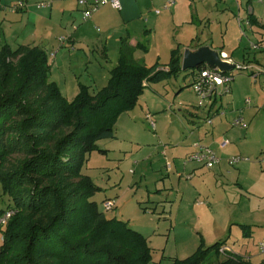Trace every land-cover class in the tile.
<instances>
[{
	"label": "rangeland",
	"instance_id": "1",
	"mask_svg": "<svg viewBox=\"0 0 264 264\" xmlns=\"http://www.w3.org/2000/svg\"><path fill=\"white\" fill-rule=\"evenodd\" d=\"M42 1L50 0H0V38H4V34H14L16 29L26 23L23 27L25 35L36 29L44 33L49 21L45 15H39L48 12L38 7ZM231 1L194 0V5L209 13L211 21L215 23H209L207 27L196 23L195 30L165 24L158 29L155 42L151 36H144L147 50L144 59L139 61L148 67L158 64L159 68L168 70L171 51L179 47L176 44L182 43L190 49L200 40L204 43L205 37L212 39L210 43L218 46V51L223 49L219 45L225 40L226 24L220 25V20L226 10H230L227 8L229 5L236 7V0ZM241 2L242 10L252 6L256 16L263 14L259 0H251L250 4L247 0ZM20 3L26 11H16L15 7ZM69 4L75 5L72 0ZM106 6H101L94 14ZM60 15L54 16L53 20L57 23L49 28L48 37L53 36L54 40L68 35L73 20L71 13H68L64 22L56 26L60 22ZM74 15L76 20H80L81 14L77 12ZM10 23H13L11 27ZM97 31L92 36L96 37ZM240 31L242 35L228 37L232 43L226 44L224 49L236 64L249 68L224 72L225 76L232 78L227 82L229 91H224L225 87L220 86L212 96L199 93L195 87L199 68L181 67L160 80H149L137 105L119 116L115 135L98 140V149L90 153L84 163L83 172L91 176L98 186L92 199L107 218L128 222L132 228L143 233L152 248L151 264H175L176 259L191 256L200 245H211L219 240H226L227 246L246 255L252 264H264V251L260 247L261 242H264V218H256L257 222L250 220L249 216L244 218L250 212L249 206L257 202L256 197L247 195L250 198L238 201L236 205L229 204L226 180L204 177L201 184L206 189L201 190V194L189 188L182 205L177 201V172L181 171V164L188 160V152L193 144L196 141L205 143L192 132L199 126L208 125V120L212 119L218 108L226 113L236 112V115L243 109L248 127L243 129L241 140L234 144L244 148L242 156L250 158L246 162L264 165V47H252V42L257 39L250 26L245 27V33L243 28ZM108 35V32L105 33L102 39L109 40ZM86 43L87 40H83V46L75 51L79 53L76 57L72 58L77 53L67 51L59 64L48 53L51 80L56 81L69 100L75 97L79 83L90 85L92 90L107 85L110 72L119 59V46L115 39L109 40L107 57L101 56L99 51L91 52ZM143 54L140 49L136 56ZM220 55L226 59L224 52ZM252 66L261 70L259 76L252 75ZM247 98L252 100L250 105L246 104ZM151 120L155 122V129ZM241 130L236 129L235 136ZM184 179H188V184L197 182L196 177L190 174L188 178L184 175ZM167 198L170 200L166 201ZM108 200L114 201L111 209L104 207ZM9 201L0 181V211L7 207ZM242 224L250 225L253 235L244 236ZM2 238L3 232L0 230V243Z\"/></svg>",
	"mask_w": 264,
	"mask_h": 264
},
{
	"label": "trees",
	"instance_id": "2",
	"mask_svg": "<svg viewBox=\"0 0 264 264\" xmlns=\"http://www.w3.org/2000/svg\"><path fill=\"white\" fill-rule=\"evenodd\" d=\"M138 48L147 50L123 40L107 85L79 83L71 100L50 78L46 49L0 48V181L12 201L3 212L15 211L2 229L0 264H151L147 238L106 217L92 199L98 186L83 172L97 141L115 135L119 116L137 105L147 81L182 67L179 47L168 70L136 59ZM241 226L244 236L252 234L250 225ZM225 245L202 244L175 264H252Z\"/></svg>",
	"mask_w": 264,
	"mask_h": 264
},
{
	"label": "crops",
	"instance_id": "3",
	"mask_svg": "<svg viewBox=\"0 0 264 264\" xmlns=\"http://www.w3.org/2000/svg\"><path fill=\"white\" fill-rule=\"evenodd\" d=\"M51 1L52 4L50 6H38L40 9L45 8L48 11L46 13L44 12L39 14L41 16L45 15L46 19L49 21L48 27L44 28V33L39 32L38 29H36L34 31L27 32V35H25L23 33V27L28 24L26 23L23 27L20 26L18 30L16 29L14 34L8 33L7 36L4 34L5 37L0 38V48L5 44H9L13 48L18 47L19 45H39L46 49L48 53H51L54 62L59 64V61L62 62L61 59L66 57L67 51H70L69 53H77L75 51L80 48V46H83V40H87L86 44L91 52L95 53L96 51H99L101 56L107 57V51L109 50L110 45L109 40L112 39H115L117 45L119 46L120 52V47L123 40H126L132 46H136L138 44L146 46L144 43V36L149 35L152 38L151 40L155 42L157 39L156 33L158 32V29L165 24L178 27H190L191 30H195L196 23L202 26L204 24L206 27L210 26L209 23H215V21H211V18L208 15L209 13L199 10L198 6L194 5V0H120L122 8L116 9L115 7L113 8L112 5H105L106 7L103 10L99 11L97 14H93L92 18H90L88 21L83 20L84 6L80 5L78 0H72L75 3L74 6L73 4H69L70 0ZM227 1L232 2L231 0ZM241 1L242 0H236V7L229 5L230 7L227 8H230V10L227 9L226 13L223 14L222 19L220 20V25L223 23L226 24V37L225 40L222 41V45H219L223 48L219 50L220 54L223 52L226 54V49H224L226 48V44L232 43L228 37L231 38L232 35L235 37L240 35V30L242 27L239 23V18L248 16L247 8L245 11L242 10L244 8ZM247 2L250 4L251 0H247ZM261 4L263 8V14H261L260 17L256 16L254 10V14L250 16L252 21L251 32H253L257 40H261L263 37L261 20L264 17V4ZM24 7L16 9V11H23ZM159 8H162V10L157 12ZM77 12L79 15L81 14L80 20H76V16L74 15ZM68 13H71L70 17L73 18V20H71L70 32L67 33L68 35L60 36L55 40L52 38L53 36H51V38L48 37L51 31L49 28H53L54 23H57L53 20L54 16L61 14L60 22L56 25L60 26V24L64 22L66 14ZM90 21L92 23L91 25L86 24ZM12 25L13 23H10L9 27ZM95 30H98L96 37L92 36L95 34ZM107 32L109 34V40L102 39L104 34ZM13 36H16L14 41L12 40ZM61 37L64 39L60 40ZM242 38L244 37L242 36ZM242 38L239 41L240 43L242 42ZM204 39L206 40L204 43H202L200 40V42H198L195 46L190 47V49L197 50L202 46L208 45L211 48L218 50L216 49L218 46H215L214 43H210L213 42L210 37H205ZM177 45H179V48L183 53L186 48L185 45L182 43L176 44V46ZM171 46L173 47L175 45ZM140 49L142 48L136 49L134 56L138 60H143L144 55H146V50L142 49L144 54L138 57L136 56L138 50ZM78 54L79 53L73 54L72 58L76 57ZM51 73L52 72H50V78ZM222 111L224 114H220ZM209 114H212V112L209 111ZM213 114L212 123L199 126L198 128H195L192 133L193 135H197L199 138L201 137L203 142L209 144L217 151L218 155L221 157V163L212 169L206 168L193 161L181 164V171H178L176 176L178 179L177 201L179 205H182L183 201H185L187 198L189 188L192 191L200 192L201 194V190L206 189V186L201 184V181H203L204 177H216L217 180L225 179L226 197L229 201V204L236 205L237 203L242 202L243 200L250 197H256L258 199L255 204L249 206L248 209L250 212L247 213L246 216L244 215V218L249 216L251 217L250 220L257 222L256 218H264V165L259 166L256 163L246 161H241L235 165H230L228 163V158L230 156L243 155V151H245L240 145L234 144L235 141L241 140L243 129L233 127L231 124L232 119L237 116L236 112L226 113L223 109L220 110L218 108ZM236 129H242L241 132L239 131L237 136H235ZM227 136H230L229 139ZM224 139L228 140L229 144L227 147L222 148L220 143ZM192 149L193 146L189 150L188 154L192 151ZM176 168L178 169L179 167L177 166ZM189 174L191 177H196L197 182H192V185L187 183L188 179H184V175H187L188 178ZM247 195L250 197H247ZM165 200L168 201L170 199L167 198ZM3 210L0 211V214L3 212ZM172 211L173 210L171 209L170 212ZM234 215L236 216V214ZM242 233H244V230ZM2 242L0 243L1 245ZM226 247L230 252L243 255L242 253L235 251L231 247L225 245V248Z\"/></svg>",
	"mask_w": 264,
	"mask_h": 264
},
{
	"label": "built area",
	"instance_id": "4",
	"mask_svg": "<svg viewBox=\"0 0 264 264\" xmlns=\"http://www.w3.org/2000/svg\"><path fill=\"white\" fill-rule=\"evenodd\" d=\"M80 5L84 6L83 9V20H89L92 18L93 14L104 5H112L115 8H122L121 1L120 0H78ZM260 3L264 4V0H259ZM173 3V2H171ZM52 4V1H42L38 3L39 7H45L50 6ZM24 5L20 3L15 7V9L23 8ZM248 16L246 19L239 18V23L241 27L243 28V32L245 33V27L250 26L252 27V21L250 19V16L254 14V8L252 6H249L247 8ZM157 12H160V10H157ZM262 28H263V37L261 40L253 41L252 47L254 49H259L261 47H264V17L261 20ZM64 38L61 37L60 40H63ZM221 56V55H220ZM225 60L231 64H234V69H248V67H245L243 64H236L232 59H230L227 54H225ZM252 75L254 77H257L260 75L261 70L259 68H254L252 66ZM231 77L225 76L223 72L220 71L218 67H211L209 65H206L204 68L199 67L198 76L196 78L195 87L197 91L203 95L212 96L215 90H218V87L224 86V91H229V86L227 85V82L231 80ZM264 90V86H263ZM246 104L250 105L252 103L251 98H247ZM220 114H224V112H220ZM148 117L151 118L150 115ZM213 120L209 119L208 123H212ZM152 127L155 129L156 125L153 120H151ZM231 124L233 127H238L245 129L248 127L247 120L243 114V109L240 110V113L235 116ZM229 144V141L224 139L220 146L222 148L227 147ZM187 161H193L201 164L202 166L206 168H214L217 165L221 163V157L218 155L217 151L210 146L207 143H202L201 141H196L193 144V150L188 154ZM249 157L242 156V155H233L228 158V163L230 165H235L238 162L241 161H249ZM168 168H171V164L168 165ZM114 201L108 200L104 203L105 209H111L113 207ZM15 213L13 209H8L2 214H0V230H2L8 223L9 219L12 217V215ZM261 250L264 251V242H261L260 244Z\"/></svg>",
	"mask_w": 264,
	"mask_h": 264
},
{
	"label": "water",
	"instance_id": "5",
	"mask_svg": "<svg viewBox=\"0 0 264 264\" xmlns=\"http://www.w3.org/2000/svg\"><path fill=\"white\" fill-rule=\"evenodd\" d=\"M203 64L211 67H218L221 72H227L234 69L235 65L222 59L220 52L210 46H202L197 50L186 48L182 57V68H199Z\"/></svg>",
	"mask_w": 264,
	"mask_h": 264
}]
</instances>
